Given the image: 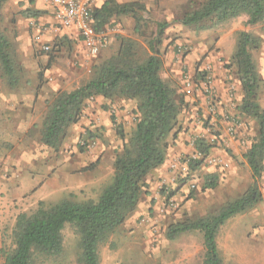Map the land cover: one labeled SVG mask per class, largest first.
Segmentation results:
<instances>
[{"label":"rangeland","instance_id":"obj_1","mask_svg":"<svg viewBox=\"0 0 264 264\" xmlns=\"http://www.w3.org/2000/svg\"><path fill=\"white\" fill-rule=\"evenodd\" d=\"M204 1L135 0L147 7L140 12L142 35L136 33L132 17L115 19L101 30L108 43L96 57H91L85 46L77 42L78 35L73 40L64 38V45L56 50V40L63 39L62 36L48 34L46 27L38 24L42 37L40 44L36 42L34 58L17 42L11 13L8 15L12 7L7 3L2 11L1 30L13 44L21 81L18 88L12 89L0 75V92L15 94L10 110L2 108L0 98V264H5L6 254L13 249L12 235L19 215L33 214L40 203L55 204L68 198L77 202L98 200L113 178L115 157L123 152L139 117L136 101L92 98L61 145L50 149L42 143L41 136L48 104L57 93L71 92L87 83L93 67L116 54L124 38L137 42V59L145 60L151 55L149 42L158 36V23L168 24L158 46L163 61L160 75L176 90L183 105L169 151L177 146L175 141L180 134L188 135L187 146L191 144L193 150L181 153L177 168L171 169L176 172L173 178L160 179L154 189L145 188L149 198L144 194L136 211L107 244L100 246V264H202L205 247L201 232L183 233L174 240L168 239L167 234L172 225L214 213L241 197L253 183L245 154L258 134V127L241 113L243 90L231 61L241 32L261 39L252 56L264 81V21L248 26V18L242 16L218 26L211 22L183 26L180 20L184 15ZM128 2L134 1L125 3ZM58 30L63 32L60 27ZM221 40L231 50L228 56L220 55L221 51L216 49ZM41 42L50 43L52 51H42ZM189 55L192 61H186ZM170 61L175 65L173 75ZM219 88L226 90L227 106L222 104ZM258 99L264 108V83ZM201 101L203 107H194ZM99 109L103 112L97 113ZM29 112L35 124L27 129ZM233 126L236 134L230 135ZM203 144L209 148L207 155L199 149ZM197 154L203 156L195 158ZM194 160L202 164L191 171L197 163ZM211 174L219 176V186L203 191L204 179ZM258 187L262 202L230 219L219 232L217 242L224 264H264V171ZM63 236V255L41 260L39 264H79L78 235L67 225Z\"/></svg>","mask_w":264,"mask_h":264},{"label":"trees","instance_id":"obj_2","mask_svg":"<svg viewBox=\"0 0 264 264\" xmlns=\"http://www.w3.org/2000/svg\"><path fill=\"white\" fill-rule=\"evenodd\" d=\"M8 2L0 0V75L16 89L21 81L20 69L14 58L13 44L1 30L2 11ZM143 10L146 6L140 2L106 0L93 10L95 28L101 31L115 19L132 17L136 22V33L142 35L140 12ZM242 16L248 18V26L262 23L264 0H205L186 13L180 22L185 27H197L206 22L218 26ZM167 26L166 23L157 24L158 36L149 42L151 55L145 60L137 59V42L124 38L116 54L93 67L87 83L71 92L57 93L48 104L41 136L42 143L50 149L61 145L68 130L79 123L86 103L92 98L114 100L118 97L136 101L139 117L123 152L115 157L113 178L98 200L77 202L68 198L55 204L40 203L33 214L19 215L12 235L13 249L6 254L5 264H39L41 260L61 257L64 253L63 231L67 225L79 237L78 263L100 264V246L107 244L136 211L145 194L147 176L166 162L170 139L175 137L183 109L176 90L160 75L163 61L158 46ZM65 40H56L55 49L60 50ZM260 45L259 37L241 32L231 58L243 90L241 113L255 121L258 127V134L245 154L253 183L241 197L227 202L214 213L172 225L167 234L168 239L174 240L183 233L201 232L205 247L202 264H224L217 242L220 230L230 219L255 209L263 200L258 182L264 171V108L258 96L264 81L252 56V51ZM119 134L124 138L121 131ZM204 146L199 145V149L207 155L209 148ZM201 162L192 165L191 171L197 170ZM219 181L217 174L208 175L202 190L217 189Z\"/></svg>","mask_w":264,"mask_h":264},{"label":"crops","instance_id":"obj_3","mask_svg":"<svg viewBox=\"0 0 264 264\" xmlns=\"http://www.w3.org/2000/svg\"><path fill=\"white\" fill-rule=\"evenodd\" d=\"M105 1L106 0H98L97 3L95 4V8L102 6ZM127 1H135V0H117V2L119 3H125ZM8 4L12 7L11 11L8 10V15L11 13V19H12L11 23L12 25H15L14 27L15 30L17 31L16 34H18L17 42L21 44L24 51L28 52L29 54H32V58L36 56V53H34V51L37 52L38 50L37 43L40 44L42 37V31L39 30L37 26L38 24L45 26L46 27L45 30L49 32L48 34L55 33L56 36H62V38H66L68 40H73L74 38H77V33L73 29H63V32L58 30L59 26L55 21L53 9L45 2V0H34V1L23 0L20 3L17 2L14 3L10 0ZM77 42L82 46L84 45L79 38ZM49 44L50 43H45V44L42 43L41 44L43 46L42 51L44 46H49ZM216 49L221 51L220 55H225V56H228L231 51V50L228 51L226 49L223 40H221L216 44ZM187 60L192 61V57L190 55L187 56L186 61ZM215 60L216 59H213V61ZM168 66L170 68L171 74L172 75L175 74V67H174L175 65L173 66L170 61ZM219 83L221 84V80L219 81ZM216 84H218V81L216 82ZM219 92L220 95L221 93L223 95L222 104L224 106H227V98L225 97L226 90L225 89L220 90L219 88ZM13 93H10V95H6L0 92V98L3 99L2 108L10 110V108L12 107L11 104H13L12 99L15 96V94L12 95ZM199 98H200L199 100H202L201 97ZM98 101L101 102V100ZM203 105L204 103L203 101H201V103H197L194 107L201 108L203 107ZM101 112L103 111L100 109L97 110V113H101ZM28 116L29 117L26 118L28 125L27 129H30L35 124V121L31 115V112H29ZM187 140H188L187 134H180V137L175 141V144H177V146H175L173 150L169 151L168 159L166 160L164 165L154 170L147 176L145 180L146 188L148 186L150 187V189H154L156 188V185L160 179H163L164 181H168L170 178H173L175 176L176 172L175 171L171 172V169L177 168L176 161L178 160V158H180L179 156H181V153L186 151L190 152V150H193L191 149V144L190 146H187ZM233 145L234 147H236V144ZM145 197L148 199L149 194L145 193Z\"/></svg>","mask_w":264,"mask_h":264},{"label":"built area","instance_id":"obj_4","mask_svg":"<svg viewBox=\"0 0 264 264\" xmlns=\"http://www.w3.org/2000/svg\"><path fill=\"white\" fill-rule=\"evenodd\" d=\"M98 0H45L53 9L56 23L61 29H73L83 42L87 53L91 57L99 55L100 51L107 46V36L104 32L95 28L93 10ZM43 51L50 53L52 47L44 46ZM231 87L230 90H232ZM235 122V121H234ZM229 134H236V128L229 129ZM197 154L195 158H201Z\"/></svg>","mask_w":264,"mask_h":264}]
</instances>
